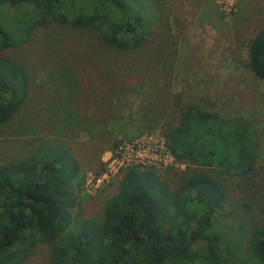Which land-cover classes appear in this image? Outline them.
<instances>
[{
	"label": "trees",
	"instance_id": "1",
	"mask_svg": "<svg viewBox=\"0 0 264 264\" xmlns=\"http://www.w3.org/2000/svg\"><path fill=\"white\" fill-rule=\"evenodd\" d=\"M7 9H13L11 18ZM0 12L6 15L0 21V53L22 46L50 23L89 32L102 49L127 53L147 44L151 14L160 13V3L0 0ZM246 54L248 70L264 81V24L249 40ZM64 80L66 88L75 81ZM30 85L25 66L0 54V126L22 108ZM173 98L178 101V95ZM177 112L173 126L163 122L160 127L163 145L174 162L194 168L179 171L174 187L166 172L153 167L124 168L100 222L81 217L84 177L65 144L46 143L0 160V264H23L42 244L48 247L47 264H227L235 256L230 238L208 234L212 217L229 197L220 177H234L236 187L253 197L256 137L243 120H224L193 105ZM212 168L218 176L198 170ZM241 206L249 209L247 203ZM257 211L259 222L246 233L243 250L264 264V199ZM195 243L203 246L192 248Z\"/></svg>",
	"mask_w": 264,
	"mask_h": 264
},
{
	"label": "rangeland",
	"instance_id": "2",
	"mask_svg": "<svg viewBox=\"0 0 264 264\" xmlns=\"http://www.w3.org/2000/svg\"><path fill=\"white\" fill-rule=\"evenodd\" d=\"M159 3L160 13L151 14V34L141 51L105 50L89 32L55 23L37 28L22 46L3 50L2 56L25 66L31 85L19 112L0 126V160L23 156L46 143L65 144L84 177L81 217L100 222L104 202L117 191L123 168L97 189L87 181L99 178L104 168L96 172L108 151L115 154L122 142L143 139L141 133L146 132L158 146L162 123L173 126L177 110L188 105L224 120H243L256 137L254 194L236 187L234 177L221 176L229 197L212 217L208 234L230 238L235 256L227 264H261L243 249L246 233L259 222L257 210L264 199V81L248 70L246 54L249 40L264 24V0ZM7 12L11 18L13 9ZM3 17L0 12V21ZM64 79L75 81L66 88ZM167 165L155 169L166 172L171 187L179 171L194 168ZM198 170L218 176L214 168ZM242 203L249 209L243 211ZM196 246L203 244L192 248ZM47 259L48 247L42 244L23 264H47Z\"/></svg>",
	"mask_w": 264,
	"mask_h": 264
},
{
	"label": "built area",
	"instance_id": "3",
	"mask_svg": "<svg viewBox=\"0 0 264 264\" xmlns=\"http://www.w3.org/2000/svg\"><path fill=\"white\" fill-rule=\"evenodd\" d=\"M146 135H143V139H136L131 143L122 142L115 150V154H111L108 151V157L105 160H101L104 169L100 173L99 178H97L98 176H93L87 181V184L93 183V188L97 189L104 180L108 177H113L119 168L124 169L136 165L153 168L158 165L164 168L168 166L167 164L171 165L174 160L165 149L162 137L160 138V144L156 146V142L151 141V137ZM84 187L85 182L83 184V193Z\"/></svg>",
	"mask_w": 264,
	"mask_h": 264
}]
</instances>
